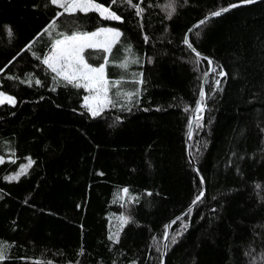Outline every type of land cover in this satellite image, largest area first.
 Instances as JSON below:
<instances>
[{
	"label": "trees",
	"instance_id": "obj_1",
	"mask_svg": "<svg viewBox=\"0 0 264 264\" xmlns=\"http://www.w3.org/2000/svg\"><path fill=\"white\" fill-rule=\"evenodd\" d=\"M241 1L176 0L167 19V0H132L141 16L127 0H96L117 21L97 12L57 19L50 0H0V92L15 99L0 105V264H162L167 226L204 187L171 227L165 264H264V0L191 33L214 62L203 111L211 64L184 43L193 25ZM100 28L120 40L85 58L98 67L106 57V78L119 84L93 117L86 91L54 79L41 60L59 33ZM195 113L200 173L187 151ZM121 215L131 218L122 228Z\"/></svg>",
	"mask_w": 264,
	"mask_h": 264
},
{
	"label": "snow or ice",
	"instance_id": "obj_2",
	"mask_svg": "<svg viewBox=\"0 0 264 264\" xmlns=\"http://www.w3.org/2000/svg\"><path fill=\"white\" fill-rule=\"evenodd\" d=\"M51 4L62 9V12L57 13V19L60 15L65 13L75 14L76 12L88 13V12H97L104 20H117L121 18L117 13L111 10L110 7H105L100 3H97L96 0H50ZM142 3L143 0H140ZM186 2V0H185ZM243 3L251 4L255 3L256 0H242ZM112 4L117 3V0H111ZM127 3L132 5V0H127ZM137 16H141L143 9L139 4L132 5ZM239 5L233 4L229 8H221L219 10L213 11L210 13V17H218L224 12H227L232 7H238ZM162 11H165L166 18L171 19L176 12V0H167L166 3L160 5ZM210 17H206L204 20H201L196 27L206 24L207 20ZM56 21L53 20L49 24L48 28L45 29V32L49 30H55ZM9 35H11V29L8 30ZM60 38L54 39L52 48L47 56H45L41 63H43L52 73H54V79H61L66 82L68 85H72L76 88H83L90 95L86 96L85 107L89 113L95 117L99 115L106 106L113 104V100L109 96L110 87H116L118 81H109L106 78L105 74V65L108 63V59L105 57L104 61L98 67H93L86 62L83 53L85 49H102L105 53H110L112 47L117 44L120 40L122 33L114 28H100L95 32H72L70 35H65L63 33L58 34ZM147 40V37H145ZM184 43L193 51L192 43L187 37H185ZM127 52L131 53V48L127 49ZM196 56L199 57L200 53L196 52ZM40 59L39 57H37ZM212 61L209 60V64ZM121 68H127L128 61L125 59L124 63L119 65ZM219 75H226L222 71ZM142 83V81H138ZM39 83V81H37ZM217 87H219L220 81H216ZM117 96L120 95L119 92L116 93ZM129 97L131 93L127 94ZM205 93L204 91L200 92L201 102L204 100ZM12 103L14 104V98L10 96H5L3 93H0V103ZM198 111H203V107H198ZM191 127V125H190ZM2 162V160H0ZM33 161L29 159L27 165H24L20 168V171L17 175L12 176L11 180H16L20 175L26 174V169L31 167ZM203 184V179L201 180ZM125 195L128 194V189H123ZM204 195V192L201 191L200 194L196 197V200L193 201L195 204L199 201ZM190 211V210H189ZM121 228L123 225H126L130 222V217L121 215L119 218ZM180 219V218H177ZM175 223V221H173ZM118 237V233L116 234ZM114 237H110L113 239ZM165 238H167V233H165ZM172 241L175 242V237L172 238ZM7 246L3 245L0 242V262H3L7 259Z\"/></svg>",
	"mask_w": 264,
	"mask_h": 264
},
{
	"label": "water",
	"instance_id": "obj_3",
	"mask_svg": "<svg viewBox=\"0 0 264 264\" xmlns=\"http://www.w3.org/2000/svg\"><path fill=\"white\" fill-rule=\"evenodd\" d=\"M257 1L260 2L261 0H256V2H257ZM236 5H239V6L245 5V6H246V5H251V4H246V3H243V2L241 1V2H238ZM239 6H238V7H232V9H234V8H239ZM230 9H231V8H230ZM229 11H230V10H229ZM229 11H227V12H229ZM227 12H224L223 14H225V13H227ZM223 14H222V15H223ZM220 16H221V15H220ZM207 17H210V15H208ZM214 18H216V17H210V18L207 20V22L210 21V20H212V19H214ZM204 19H205V18H204ZM204 19H203V20H204ZM199 22H200V21H199ZM199 22L196 23L195 25H193V27H191V29L189 30V32H188V34H187V36H186V37L189 39V41H190V35H191V33L199 28V27H196V25H198ZM201 26H202V25H200V27H201ZM190 49H191V48H190ZM191 50L193 51V49H191ZM193 52L196 54L197 51L195 50V51H193ZM200 56H202V57H204V58H206V59L212 61V59H211L210 57H208V56L201 55V54H200ZM213 69H214V62L212 61L210 71H209V73L206 75V77H205V79H204V81H203V88H202V91H204V93H205L206 83H207L209 77L211 76V74H212V72H213ZM201 103H202V102H201V98H200V99H199V102H198V107H201ZM196 118H197V113L194 114V116L192 117V120H191V122H190L191 127H190V129H189V134H188V140H187V151H188V157H189V159H190V162L194 165L196 171H197L198 173H200V171H199L197 165L195 164V162H194V160H193V157H192V155H191V139H192V135H193L194 123H195ZM202 179H203V178H202ZM203 183H204V180H203ZM205 191H206V188L204 187V190H203L204 195H205ZM204 195H203V197H202L199 201H197L195 204L193 203L192 206H191L189 209H187L184 213H182L181 215H179L177 218L182 219L183 217H185L186 215H188V214H189L193 209H195V208L197 207V205L202 201V199L204 198ZM189 210H190V211H189ZM177 218L173 220V221H175V223H176L178 220H180V219H177ZM173 221H171V223L167 226V231H166V233H167V238H165V244H164V250H163L162 264H165V263H166V258H167L168 248H169V233H170L171 227L174 225Z\"/></svg>",
	"mask_w": 264,
	"mask_h": 264
},
{
	"label": "rangeland",
	"instance_id": "obj_4",
	"mask_svg": "<svg viewBox=\"0 0 264 264\" xmlns=\"http://www.w3.org/2000/svg\"><path fill=\"white\" fill-rule=\"evenodd\" d=\"M1 4H2V5H1ZM0 6H1V7H0V10H1V11H4V3H1V2H0ZM85 50H86V49H85ZM84 52H85V51H84ZM83 56H84V58H85L84 53H83ZM85 60H86V58H85ZM86 62H87V60H86ZM87 63H88V62H87ZM91 66H92V65H91ZM93 67H94V66H93ZM105 74H106V70H105ZM0 93H1V92H0ZM128 93H130V92L125 91V94H128ZM3 94H4V93H3ZM110 94H111V87H110V91H109V96H110ZM4 95H5V96H8V95H6V94H4ZM89 95H90V94L86 91V95H85V97H86V96H89ZM10 97H11V96H10ZM85 97H84V98H85ZM14 101H15V99H14ZM4 103H8V102H4ZM4 103H0V105H2V104H4ZM9 104H12V103H9ZM14 104H15V103H14ZM84 105H85V99H84ZM108 106H109V105H108ZM108 106H106V107L104 108V110H105ZM85 108H86V107H85ZM86 109H87V108H86ZM104 110H103V111H104ZM103 111H102V112H103ZM102 112H101V113H102ZM101 113H100V114H101ZM100 114H99V115H100ZM97 116H98V115H97Z\"/></svg>",
	"mask_w": 264,
	"mask_h": 264
}]
</instances>
